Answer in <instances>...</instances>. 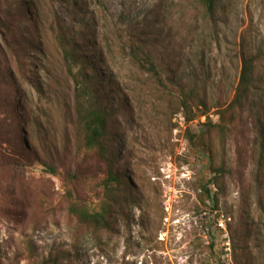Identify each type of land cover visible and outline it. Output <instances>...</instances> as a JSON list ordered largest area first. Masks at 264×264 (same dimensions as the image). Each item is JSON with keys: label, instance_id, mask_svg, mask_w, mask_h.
<instances>
[{"label": "rangeland", "instance_id": "rangeland-1", "mask_svg": "<svg viewBox=\"0 0 264 264\" xmlns=\"http://www.w3.org/2000/svg\"><path fill=\"white\" fill-rule=\"evenodd\" d=\"M17 1L0 0V264H264L259 126L246 113L226 118L222 137L202 126L204 117L187 123L181 111L169 114L146 97L149 81L133 57L150 56L164 72L175 71L176 79L197 71L212 102L223 106L209 113L217 125V111L229 104L238 81L241 38L251 51L264 52V0H221L213 37L200 29L197 0H35L45 20L43 54L21 47L19 40L30 37L1 27L9 20L1 19L3 13ZM55 15L97 46L86 47L85 57L105 60L107 71H96L109 81L107 106L119 108L122 97L115 92L129 98L127 112L114 117L121 142L113 145L126 170L120 176L131 181L140 200L125 202L122 182L111 233H93L67 213L68 190L74 199L99 206L108 169L95 152L84 150L71 107H63L65 99L72 101L73 83L52 43ZM4 38L25 54L15 58ZM263 72L264 62L257 74ZM26 106L30 127L18 123L26 119ZM42 136L57 144V165L75 181L43 172ZM33 147L38 155L30 153ZM221 165L225 175L214 178L211 168Z\"/></svg>", "mask_w": 264, "mask_h": 264}, {"label": "trees", "instance_id": "trees-1", "mask_svg": "<svg viewBox=\"0 0 264 264\" xmlns=\"http://www.w3.org/2000/svg\"><path fill=\"white\" fill-rule=\"evenodd\" d=\"M197 3V15H199L201 23L200 29L202 32L209 34L210 37H213L211 34L213 31L216 32V17L221 6V0H197ZM2 17L1 19H9L7 21L2 20L1 27L4 32L10 33L11 28H13L14 33L20 34L21 37H30L25 42L19 40V44L22 43L23 45L21 47L31 53L39 52L43 54V50L41 52L39 49H42L46 43L43 36L45 20L43 17L41 18L35 0H29L28 4L18 0L17 4L12 9L4 12ZM12 22H18V26H12ZM26 23H28V26H26ZM50 31L52 43H54L60 55L62 67L73 83L72 101L67 102L65 99L63 107L65 110L71 107L75 131L83 144L84 150L89 153L95 152L108 169L106 178L100 184L104 195L99 206L92 208L84 201L74 199L68 190L67 213L75 218L79 225L90 229L93 233H111L114 232V224L119 215L111 212V209L113 205H118L120 202V198H115V194L119 192L122 182L125 185V202L128 203L130 201L136 205V202L140 200L138 191L131 181L127 180L125 175L123 178L120 176L122 170L124 172L126 170L121 164L120 151H117V148L113 145L116 141L121 142L119 138H116V132L119 128H116L113 124L114 117L117 111H126L124 104L128 102L129 98L125 94L115 92L114 95L116 97L119 99L122 97L119 108L113 110L107 106L108 95L106 89L109 86V81L104 80L96 71L98 66H102L107 71V66L103 58H90V61L86 59L85 48L94 49L97 47L89 42L88 34L85 35L88 36L87 39L84 38L83 32L76 30L73 26L69 27L63 24L62 20L56 15L50 24ZM3 40L9 49L14 50L15 58H17L18 53L22 52L25 54L21 47L15 50L6 38ZM238 48L237 59L240 69L238 81L229 104L225 109L217 111L221 115V120L217 125L212 124L209 113L223 106L220 102H212L206 84L201 82L199 76L196 75L197 71L185 78L176 79L174 77L175 71L169 68L164 72L159 69L150 56H145L141 60L135 59V54H133V57L134 61L136 60L138 69L147 76L149 81L150 86L145 92L146 97L155 98L156 102L163 107L165 106L171 115L181 111L185 115L187 123L204 117L205 123L202 125L203 127L209 131L215 130L218 135L226 137L228 123L226 118L240 117L246 113L253 124H257L260 129L259 155L260 166H262L264 162V72L259 75L257 74V69L264 62V52L251 51L245 37L241 38ZM97 52L100 54V49ZM78 66L80 69L74 72L73 69L78 68ZM24 109L23 111L27 115L26 119L18 121V123H23L30 127L31 121L27 113L29 112L27 106ZM32 124L36 126V132H41L38 120H33ZM37 141L40 144L39 151L45 156L43 162H40L38 158L36 160L43 167V172L51 176L61 177L66 183L75 181L77 179L76 176L63 174L57 165L60 156L57 144L47 142L45 136L37 137ZM206 148L209 154L212 153L210 146H206ZM30 150L33 156L39 153V151L37 153L36 147L30 148ZM121 166H123L122 169ZM211 171L214 178L219 175H225L222 165L217 168H211ZM211 184V180L207 182V186ZM204 190L207 198H212L210 190L206 187H204Z\"/></svg>", "mask_w": 264, "mask_h": 264}]
</instances>
